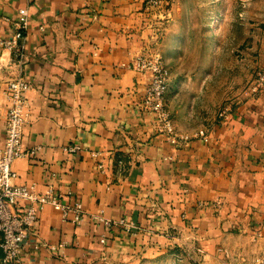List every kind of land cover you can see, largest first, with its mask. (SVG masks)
<instances>
[{
    "label": "crops",
    "instance_id": "1",
    "mask_svg": "<svg viewBox=\"0 0 264 264\" xmlns=\"http://www.w3.org/2000/svg\"><path fill=\"white\" fill-rule=\"evenodd\" d=\"M21 7L29 16L21 53L0 45V146L4 89L23 77L31 87L22 146L38 148L13 161V182L52 185L62 201L130 224L74 223L45 204L24 264L264 260V91L216 119L191 97L179 104L169 77L172 141L142 105L149 74L131 67L138 54H163L165 41H176L177 29L165 26L170 10L146 0H0L1 38L12 35ZM206 53L209 78L216 59ZM68 143L81 148L68 153Z\"/></svg>",
    "mask_w": 264,
    "mask_h": 264
},
{
    "label": "rangeland",
    "instance_id": "2",
    "mask_svg": "<svg viewBox=\"0 0 264 264\" xmlns=\"http://www.w3.org/2000/svg\"><path fill=\"white\" fill-rule=\"evenodd\" d=\"M162 6L170 10L165 26L170 24L178 31L176 41L166 40L160 55L169 69L179 104L191 97L195 109L211 110L205 114L217 119L222 117L219 112L223 109L230 112L240 103L261 95L264 0H165ZM205 53L216 59L207 67L209 78H204L207 70L202 71L200 64ZM184 73H189V78ZM194 119L200 122L199 117ZM256 263L264 264V260ZM160 264L189 263L179 257L174 261L163 259Z\"/></svg>",
    "mask_w": 264,
    "mask_h": 264
},
{
    "label": "built area",
    "instance_id": "3",
    "mask_svg": "<svg viewBox=\"0 0 264 264\" xmlns=\"http://www.w3.org/2000/svg\"><path fill=\"white\" fill-rule=\"evenodd\" d=\"M150 6L161 7L163 0H146ZM28 9H18L16 28L9 38L0 37V45L13 51L15 55L21 53L20 39L28 25ZM131 67L138 71L147 72L148 82L142 105L151 111L155 121L175 141L177 132L165 105V96L169 86V69L163 63L160 53H141L131 61ZM261 80H263L261 78ZM31 82L23 77L8 81L4 91L8 99L5 117L4 144L0 146V251L2 264H24V248L30 234L37 233L39 224V211L45 204L61 210L62 216L70 218L74 223H80L85 217L94 221L104 222L107 225L123 224L129 230L130 224L124 219L117 221L104 217L100 213L88 212L80 200L62 201L61 194L56 192L52 185L39 191L33 183H15L13 178L17 173L12 164L16 158L34 157L38 147L24 148L22 146L23 128L27 119L26 91ZM256 87H254L255 89ZM227 109L219 112L220 116H228ZM197 134L206 135L205 129H199ZM81 148L79 144L68 143L63 149L72 153ZM101 166V165H100ZM69 214L71 216L69 217ZM64 241L60 242V245ZM55 249L54 244H49Z\"/></svg>",
    "mask_w": 264,
    "mask_h": 264
}]
</instances>
